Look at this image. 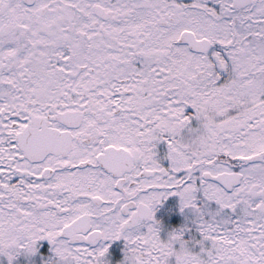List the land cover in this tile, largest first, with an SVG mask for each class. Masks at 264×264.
<instances>
[{
    "label": "snow or ice",
    "instance_id": "obj_1",
    "mask_svg": "<svg viewBox=\"0 0 264 264\" xmlns=\"http://www.w3.org/2000/svg\"><path fill=\"white\" fill-rule=\"evenodd\" d=\"M0 264H264V0H0Z\"/></svg>",
    "mask_w": 264,
    "mask_h": 264
}]
</instances>
